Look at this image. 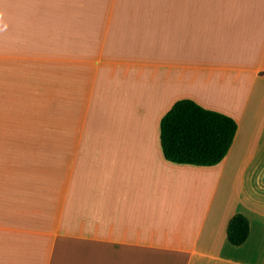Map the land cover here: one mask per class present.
Wrapping results in <instances>:
<instances>
[{
    "label": "crops",
    "instance_id": "crops-1",
    "mask_svg": "<svg viewBox=\"0 0 264 264\" xmlns=\"http://www.w3.org/2000/svg\"><path fill=\"white\" fill-rule=\"evenodd\" d=\"M185 98L219 164L164 156ZM0 264H264V0H0Z\"/></svg>",
    "mask_w": 264,
    "mask_h": 264
},
{
    "label": "trees",
    "instance_id": "trees-1",
    "mask_svg": "<svg viewBox=\"0 0 264 264\" xmlns=\"http://www.w3.org/2000/svg\"><path fill=\"white\" fill-rule=\"evenodd\" d=\"M238 128L237 121L222 112L208 109L193 99H180L161 121V145L172 162L212 166L227 156ZM251 223L242 213L229 222L227 234L233 245L246 242Z\"/></svg>",
    "mask_w": 264,
    "mask_h": 264
},
{
    "label": "bare ground",
    "instance_id": "bare-ground-1",
    "mask_svg": "<svg viewBox=\"0 0 264 264\" xmlns=\"http://www.w3.org/2000/svg\"><path fill=\"white\" fill-rule=\"evenodd\" d=\"M251 187V186H250Z\"/></svg>",
    "mask_w": 264,
    "mask_h": 264
}]
</instances>
